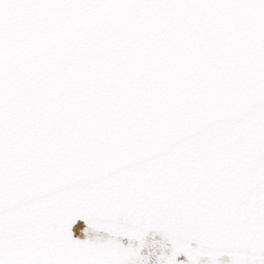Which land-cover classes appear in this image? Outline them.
<instances>
[{
  "label": "snow or ice",
  "instance_id": "6c2138e0",
  "mask_svg": "<svg viewBox=\"0 0 264 264\" xmlns=\"http://www.w3.org/2000/svg\"><path fill=\"white\" fill-rule=\"evenodd\" d=\"M0 264H264V0H0Z\"/></svg>",
  "mask_w": 264,
  "mask_h": 264
}]
</instances>
